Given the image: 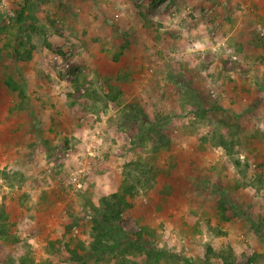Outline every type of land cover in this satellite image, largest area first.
<instances>
[{"label":"rangeland","instance_id":"obj_1","mask_svg":"<svg viewBox=\"0 0 264 264\" xmlns=\"http://www.w3.org/2000/svg\"><path fill=\"white\" fill-rule=\"evenodd\" d=\"M29 1L21 27L25 0H0V264H264V12L251 21L248 38L262 49L252 57L219 23L190 33L194 12L217 10L212 0H125L146 24L147 14H165L166 24L153 22L156 40L180 45L156 47L154 60L115 75L120 56L137 60L123 32L107 33V60L89 71L73 46L52 41L58 21H46L48 35L36 16L43 0ZM32 51L44 65L27 96L17 64ZM190 63L184 69L201 80L198 90L175 83ZM79 170L77 188L70 175ZM126 185L135 190L122 232L93 254L102 199Z\"/></svg>","mask_w":264,"mask_h":264},{"label":"crops","instance_id":"obj_2","mask_svg":"<svg viewBox=\"0 0 264 264\" xmlns=\"http://www.w3.org/2000/svg\"><path fill=\"white\" fill-rule=\"evenodd\" d=\"M44 1L45 0L37 3L38 7L36 9L40 11L36 14L37 18L41 20L40 22L45 23L48 35L53 33H50L52 28L49 27V24L46 21L55 20L60 23L59 28L61 29H56L55 31L63 36L60 35L61 38H59V36L52 41L55 42L56 46L60 47L67 45H71V47L73 46L72 49L80 54V64H83L89 71L100 68L99 63L107 60V57H105L102 53V42H104L103 40L107 38V33H109V31L123 32V35L127 37V41L129 43L128 47L131 58L136 57L137 59L135 61V59L132 60L126 57L123 61V58L126 55L120 56L117 70L114 73L115 75L119 73V70L121 72V68L125 69V64H127L130 68H134V66H132L133 62L135 66L137 64L141 67L142 62L144 63V61L154 60L156 58L155 52H157V48L166 52L175 45H180L179 42L176 43L170 38L162 39V37H160L158 41L156 40L157 28H159V26H155L153 22L159 21L161 24H166L169 18L167 19L165 14H161L159 18L154 17L151 14H147L145 17L148 24H146L143 19L139 17L136 9H134L132 5L124 6L125 0H46L45 4L42 5L41 3ZM212 1L213 9L217 6V10H215L214 13L206 10L201 17H196V13L193 10L195 17L193 24H190V33L194 35V37L198 38L200 34L204 35L205 31L213 30L216 23H219L221 25L222 34L229 39V42L236 41V43L239 42L238 44H243V48L241 49L242 52L251 55L253 54V52H251L252 49H254L257 53L261 52L262 49L257 47L253 48L250 38H248V34L251 32V21L254 18H258V15L261 16L259 11L264 12V0ZM194 2L195 1L190 0L189 4L195 7ZM111 4L116 5L119 12L116 11L113 15H111V11L109 9ZM220 17L223 22H218L219 19L221 20ZM208 20L215 21L211 23ZM237 20H240V28L235 25ZM113 23H116V25L113 26ZM161 34L169 35L170 37L173 36L171 32L170 34L161 32ZM111 46L112 45H110V47ZM46 49L47 48H44L43 50ZM253 55L252 57H254ZM31 56L32 57L29 61L19 62L17 64L18 67L22 69V73L26 74V77H24L25 88L27 86L29 87L35 79H40L37 78V76L40 72V68H43L44 65L43 61L41 62V60H37V55L34 51H32ZM158 59H160V57ZM112 60L113 61L110 62V64L114 67L116 65V63H114L116 60ZM122 62L124 64H121ZM191 64L192 63L186 65L184 64L182 66L181 71H179V81H176L175 83L178 84L180 81L186 84L189 83L191 90H198V87L201 86V80L195 77L188 78L186 70L184 69ZM144 65V67L147 68V64ZM28 66L33 67V71L27 70ZM150 66L152 67V64ZM255 67V72L258 70L260 71L257 66ZM36 69H38V71H36ZM192 74H194V72H192ZM252 75L253 74H251V76ZM55 82V80L52 81V83ZM44 83L45 82L40 80L36 83V86H41V84ZM147 84H149L150 87L155 88V85H157L156 82H148ZM32 86L35 87L34 83ZM145 88L148 87L146 86ZM39 91L43 94L45 93L42 88ZM192 92L195 93L194 91ZM26 95L30 96L29 89H27ZM33 106L35 107L33 108ZM32 108L34 111L40 109V107L35 105L33 101ZM35 112H33L34 115L37 114L42 116L39 111ZM28 146L29 143H21L20 147L27 148ZM3 165L4 164H1V166Z\"/></svg>","mask_w":264,"mask_h":264},{"label":"trees","instance_id":"obj_3","mask_svg":"<svg viewBox=\"0 0 264 264\" xmlns=\"http://www.w3.org/2000/svg\"><path fill=\"white\" fill-rule=\"evenodd\" d=\"M26 4L22 7L21 12L17 16V21L22 27L25 25L26 21L30 19L23 14L24 8L30 6V1L25 0ZM29 58V57H28ZM27 58V59H28ZM111 98V97H107ZM116 97L111 98L114 100ZM223 147L226 148L225 144ZM131 166V165H130ZM140 183L139 179L137 180ZM135 188L133 189V191ZM132 188L128 185L125 186L122 193L114 194L112 196L102 199V210H100L97 218L92 221V226L90 230V248L91 252L96 255H101L104 252L110 250L108 241L114 240L121 234L120 222L126 211L131 208V198L133 197ZM2 215V211L0 210ZM135 247V245H133Z\"/></svg>","mask_w":264,"mask_h":264},{"label":"built area","instance_id":"obj_4","mask_svg":"<svg viewBox=\"0 0 264 264\" xmlns=\"http://www.w3.org/2000/svg\"><path fill=\"white\" fill-rule=\"evenodd\" d=\"M220 46L226 48V49H224V51H225V54L229 58H231L233 60H236L237 57L234 55L233 50L231 48H227L225 42L218 44V47H220ZM194 50L195 51H198V47L196 45L194 46ZM104 127H105V123L102 125V127L100 126V128L95 129L94 135L91 137L92 138V144H94L96 141H100V138H101V136H102V134H103V132L105 130ZM91 146L93 147V145H91ZM88 150H91V149L88 148ZM77 172L78 173H73V174L70 175V180L73 182V184L77 188H80L81 187V184H80V178L81 177L80 176L83 175V171L82 170L81 171L79 170Z\"/></svg>","mask_w":264,"mask_h":264}]
</instances>
